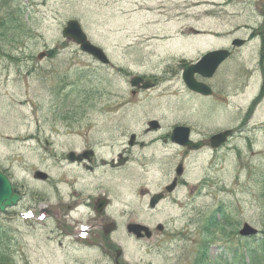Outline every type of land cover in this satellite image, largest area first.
<instances>
[{
    "label": "rangeland",
    "instance_id": "obj_1",
    "mask_svg": "<svg viewBox=\"0 0 264 264\" xmlns=\"http://www.w3.org/2000/svg\"><path fill=\"white\" fill-rule=\"evenodd\" d=\"M16 6L28 26L0 43V171L21 195L0 213L12 256L6 264H195L204 252L219 251L204 243L246 247L244 223L264 232V42L256 37L264 0H0V16ZM69 19L80 22L110 65L62 38ZM233 37L246 43L231 47ZM224 46L231 56L205 80L212 94L187 91L176 72L180 60ZM133 78L142 81L132 86ZM151 120L159 129L149 128ZM176 125L206 142L226 129L235 133L220 147L190 150L161 140ZM89 148L106 167L97 172L100 182L81 190L77 181L71 185L65 155ZM37 171L47 178H36ZM175 177V189L150 209V196ZM73 189L80 204L68 219L62 211ZM89 193L109 198L97 218L116 229L86 244L65 222L92 220ZM42 207L57 208L60 218H43ZM221 208L228 236L206 238ZM131 220L153 236L128 233Z\"/></svg>",
    "mask_w": 264,
    "mask_h": 264
},
{
    "label": "water",
    "instance_id": "obj_2",
    "mask_svg": "<svg viewBox=\"0 0 264 264\" xmlns=\"http://www.w3.org/2000/svg\"><path fill=\"white\" fill-rule=\"evenodd\" d=\"M61 35L63 37H67L72 39L75 43L78 44L79 49L82 52H85L99 62L103 64H108L109 60L106 55L99 47L93 45L86 37V34L83 32L79 22L77 20L71 19L66 22V26L62 29ZM243 41L239 39H235L232 44L240 45ZM229 55L227 50H214L206 53L198 60L196 63L191 65H184V71L182 78L186 84V86L196 92H200L202 94H210L211 90L208 86L203 83L197 82L193 78V74L198 72L204 76H211L215 71L216 67ZM136 80H132L134 84ZM155 123V122H152ZM154 125V124H153ZM231 130H225L221 133H217L211 137V142L213 146H217L221 142H224L226 138L231 134ZM188 128L186 127H175L171 134V140L180 144L187 145L190 148L199 147L198 143H193L187 138ZM177 174H180V166L177 168ZM40 177H44L43 173H38ZM175 186V181L172 182L169 186L166 187L168 192H171ZM161 194H154L150 198L149 206L154 207V205L161 198ZM17 196L14 195L11 191L10 182L7 177L0 172V211L5 209V206L14 205L17 201ZM162 225H157V229L160 230ZM127 231L133 233L136 238H149L151 236V231L145 225L139 223H129L127 225ZM240 234L246 235L250 233H256V230L249 226L248 224H244L242 229L239 231Z\"/></svg>",
    "mask_w": 264,
    "mask_h": 264
},
{
    "label": "trees",
    "instance_id": "obj_3",
    "mask_svg": "<svg viewBox=\"0 0 264 264\" xmlns=\"http://www.w3.org/2000/svg\"><path fill=\"white\" fill-rule=\"evenodd\" d=\"M28 22L29 19L25 16L24 11H21L20 6L7 10L5 16H0V43L2 41L9 43L14 39L12 36L24 33V30L28 26ZM224 217L225 211L222 208L218 209L217 218L206 225V238H211L215 234H218L220 237L228 236V225H226ZM262 233L263 234L259 237L253 236L248 239L244 251L240 252L230 247V245H227V243H221L224 247V251L230 253L229 259H223L221 257L224 255L223 251L221 255L217 253L214 256L206 251L199 257V260L196 261L195 264H230V261L233 262V264H264V232ZM5 236V232L1 234L0 231V264H6L12 259L7 249L8 238ZM221 245H219V247L222 248ZM203 248L209 249L210 244L204 243Z\"/></svg>",
    "mask_w": 264,
    "mask_h": 264
},
{
    "label": "flooded vegetation",
    "instance_id": "obj_4",
    "mask_svg": "<svg viewBox=\"0 0 264 264\" xmlns=\"http://www.w3.org/2000/svg\"><path fill=\"white\" fill-rule=\"evenodd\" d=\"M258 36L260 37V34H258ZM191 62H193V61H190V63ZM182 69H183L182 64H178L177 68H176V72L181 74ZM195 77L197 80L204 81L198 75H196ZM139 82L140 81H138V83ZM190 93H192V92H190ZM192 94L200 96V94H197L195 92H193ZM148 126H149V124H148ZM149 128L151 130H157V129H159V124L156 123V129H153L151 126H149ZM169 136H170V134H164V136L161 138V140L164 141L163 143L167 142L166 139H167V137L169 139ZM195 141H200V140H195ZM201 142H203L202 146L208 144V142H206V141H201ZM132 143L135 144V135H133ZM64 166L67 169V171L70 173V175L73 177L74 181L70 180V181H72L71 185H73V184L75 185V182L77 181L81 190H84L87 187H90V186L100 182V180L102 179L103 176H102V174H98L97 172L99 170H101V168L106 167V165L101 161V158L99 159L98 155L95 153V150L92 148L83 149L80 153H77V154L72 152V151L69 152L68 154L65 155ZM108 169L111 173H113L114 169L117 171V165H114L111 163L108 165ZM108 169H107V171H108ZM81 178H82V180L80 181ZM108 180H110L109 184H112L113 178H110ZM70 181H68V182H70ZM12 188H13L14 193L16 195H18L19 200H21V195L19 194V191L17 190V188L13 184H12ZM78 193H79L78 191H76L74 189L72 190L71 197L69 198L68 203L65 205V209H63V211H62L63 212L62 215L64 218L71 219V214L73 213L74 209H76L78 204H80L76 198ZM84 201L88 206L91 207L92 212L94 213L93 216L90 217V219H92V221H94V222L99 221L97 217L102 216L105 213V211L109 207V202H110L109 198H107V196L102 197V198L97 197V199H95L93 194H90V193L84 199ZM59 210L61 211V209H59ZM46 212L48 214H50L52 217H54L55 219L60 218V217H58L59 211L57 208L54 209L52 207H48V210L46 209ZM65 223H67V224H65ZM65 223L64 224L67 225L69 230L73 229V232L78 233L77 229H75V226L72 227V224H70L68 221H66ZM98 224H103V223H98ZM90 228H91V230L94 229V225H91ZM87 232H91V231H87Z\"/></svg>",
    "mask_w": 264,
    "mask_h": 264
}]
</instances>
